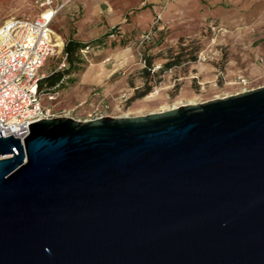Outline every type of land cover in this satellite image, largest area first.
<instances>
[{
  "label": "water",
  "instance_id": "1",
  "mask_svg": "<svg viewBox=\"0 0 264 264\" xmlns=\"http://www.w3.org/2000/svg\"><path fill=\"white\" fill-rule=\"evenodd\" d=\"M0 131V264H264V86Z\"/></svg>",
  "mask_w": 264,
  "mask_h": 264
},
{
  "label": "rangeland",
  "instance_id": "2",
  "mask_svg": "<svg viewBox=\"0 0 264 264\" xmlns=\"http://www.w3.org/2000/svg\"><path fill=\"white\" fill-rule=\"evenodd\" d=\"M45 0H0V24L37 17ZM58 52L41 69L64 66L59 52L69 37L86 43L84 70L43 106L87 121L134 117L162 107L201 104L264 86V0H54ZM63 49V48H62ZM184 61L157 73L172 56ZM196 56L195 61L188 58ZM146 57L153 62L150 99L130 101L144 88ZM245 79V83L241 79ZM192 104V105H194Z\"/></svg>",
  "mask_w": 264,
  "mask_h": 264
},
{
  "label": "built area",
  "instance_id": "3",
  "mask_svg": "<svg viewBox=\"0 0 264 264\" xmlns=\"http://www.w3.org/2000/svg\"><path fill=\"white\" fill-rule=\"evenodd\" d=\"M54 0L42 5L51 9V15L10 18L0 24V131L3 137L13 135L24 139L30 132L29 125L55 117H67L66 111L56 113L41 101H53L58 90L39 88L45 76L41 69L47 59L58 52L52 21L60 7H53ZM45 10V11H46ZM62 54V49L59 51ZM245 83V79H241Z\"/></svg>",
  "mask_w": 264,
  "mask_h": 264
},
{
  "label": "trees",
  "instance_id": "4",
  "mask_svg": "<svg viewBox=\"0 0 264 264\" xmlns=\"http://www.w3.org/2000/svg\"><path fill=\"white\" fill-rule=\"evenodd\" d=\"M107 36H103L97 40L86 43L74 37H69L65 40L62 56L64 61V66L58 69H55L45 75L39 81V88L46 89L48 91L58 90L59 87L64 86L66 81L75 82L76 79L73 77L74 74H78L82 70H84V50L89 48L92 44L97 42H104ZM196 56H192L188 58L189 61H195ZM184 61L181 54H177L172 56L167 62L164 63L163 67L156 71L157 73L162 72L163 70H167L168 68L180 65ZM146 67L144 69V73L146 75V82L144 88L138 89L136 93L130 98V101L145 97L148 95L152 88L153 84L149 83L151 70H153V62L150 58L146 57Z\"/></svg>",
  "mask_w": 264,
  "mask_h": 264
},
{
  "label": "bare ground",
  "instance_id": "5",
  "mask_svg": "<svg viewBox=\"0 0 264 264\" xmlns=\"http://www.w3.org/2000/svg\"><path fill=\"white\" fill-rule=\"evenodd\" d=\"M45 14H47V15H51L52 13H51V9H48V10H46L45 11ZM59 44H60V47H61V49L63 48V41L61 40L60 42H59ZM156 93H157V91L156 92H154V93H151V94H149L148 96H146V99H150V98H152V97H154L155 95H156ZM192 104H194V102L193 101H190V102H188L187 104H185V105H192ZM181 106V105H180ZM175 107H179V106H173V107H162V110L161 111H167V110H170V109H173V108H175Z\"/></svg>",
  "mask_w": 264,
  "mask_h": 264
}]
</instances>
